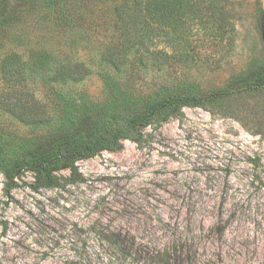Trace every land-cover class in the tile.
Wrapping results in <instances>:
<instances>
[{"label": "rangeland", "instance_id": "rangeland-1", "mask_svg": "<svg viewBox=\"0 0 264 264\" xmlns=\"http://www.w3.org/2000/svg\"><path fill=\"white\" fill-rule=\"evenodd\" d=\"M116 1L37 0L26 8V0H12L14 14L0 19V68L20 54L27 88L52 115L37 125L0 107V264H122L109 257L102 230L130 233L145 250L184 243L197 264H264V0H222L234 23L223 29L205 1L201 14L211 22L192 35L193 58L160 69L151 61L142 67L133 52L122 70L94 47L110 26L104 10ZM38 49L49 55L39 60ZM64 54L92 73L51 79ZM168 90L201 94L205 106L157 120L141 143L121 137L78 159L81 182L68 183L63 166L60 187L36 188L27 171L7 194L4 168L26 150L98 123L110 132L138 103Z\"/></svg>", "mask_w": 264, "mask_h": 264}, {"label": "trees", "instance_id": "trees-1", "mask_svg": "<svg viewBox=\"0 0 264 264\" xmlns=\"http://www.w3.org/2000/svg\"><path fill=\"white\" fill-rule=\"evenodd\" d=\"M11 1L0 0V19L14 14L16 8L11 5ZM26 1V8H29L37 0ZM205 1L210 3V18L214 24H218L220 29L229 25L234 27L230 11L218 7L222 0H120L111 6L112 9L104 10L111 11L110 26L106 28V33L99 31L96 34L94 47L101 60L117 70H122L130 62L133 52L135 60L142 67H147L150 61L160 69L167 64L172 67L177 62L185 63L195 55V48H188L192 35L199 34L201 24L207 26L211 22L201 14V6ZM259 29L264 41V24L260 20ZM163 37L167 40L163 41ZM181 40L186 44L178 48ZM37 53L39 60L49 55V52L42 49H38ZM211 56L206 53L207 60ZM27 63L15 52L3 59L0 68V107L25 122L45 124L52 120V115L45 101L34 90L27 88ZM91 73L92 68L83 59L64 54L53 67L50 78L62 82H78ZM143 104L144 107L138 103L139 107L134 111L119 118L110 132L105 127L107 125L98 123L88 133L65 131L67 133L59 135L50 145L26 150L4 168L7 194L18 185L16 179L27 171L33 173L36 188L60 187L56 171L63 166H67L70 171L68 183L81 182L84 177L76 165L78 159L103 149L114 148L121 137L141 143L150 134L144 130L157 123V120L166 121L172 116H178L185 107L205 106V99L194 92L168 90L161 95H152ZM100 236L110 249L109 257L120 260L122 264H134L135 259L142 261L141 264H197L192 254H188L184 243L145 250L136 244L135 239H131L130 233L102 230ZM200 264L213 262L204 261Z\"/></svg>", "mask_w": 264, "mask_h": 264}]
</instances>
